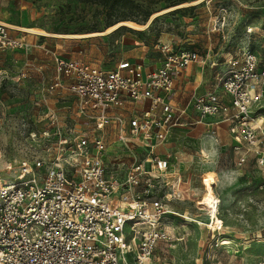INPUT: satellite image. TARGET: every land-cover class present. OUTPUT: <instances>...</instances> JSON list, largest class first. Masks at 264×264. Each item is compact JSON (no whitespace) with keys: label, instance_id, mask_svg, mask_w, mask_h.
<instances>
[{"label":"built area","instance_id":"built-area-1","mask_svg":"<svg viewBox=\"0 0 264 264\" xmlns=\"http://www.w3.org/2000/svg\"><path fill=\"white\" fill-rule=\"evenodd\" d=\"M30 46L0 23V50ZM155 49L162 60L153 68L125 60L105 69L53 53L54 81L38 91L36 105L50 95L58 101L64 90L85 124L64 122L45 106L48 126L28 131L27 139L44 147L14 178L0 179V264H153L158 245L182 239L172 219L181 215L166 192L173 179L165 178L176 173L167 149L176 129L203 126L204 142L218 145L226 121L240 143L235 151L264 146V131L254 125L253 108L264 95L255 52L230 56L228 73L181 106L171 100L176 80L206 59L171 40Z\"/></svg>","mask_w":264,"mask_h":264},{"label":"rangeland","instance_id":"rangeland-1","mask_svg":"<svg viewBox=\"0 0 264 264\" xmlns=\"http://www.w3.org/2000/svg\"><path fill=\"white\" fill-rule=\"evenodd\" d=\"M134 2L152 12L151 22L144 29L123 26L112 33L104 29L107 13L91 3L0 0V23L31 45L0 50V179L14 178L31 154L41 152L44 146L31 143L27 133L48 126L45 106L56 108L64 122L85 124L73 115L64 90L58 101L50 95L46 104L40 103L44 106L36 105L38 91L54 81L52 53L105 69L125 60L153 68L162 60L156 44L170 39L174 47L196 48L202 56L208 47L214 51L220 64L199 68L203 86L214 87L229 71L224 59L242 49L255 52L259 70L264 69V0ZM253 109L258 116L254 125L264 131V95ZM230 139L220 146L182 133L167 148L177 158L176 173L165 178L173 179L166 192L172 195L170 209L182 217L172 218L179 227L175 235L182 239L171 247L158 245L153 264H264V146L235 151L233 145L240 143L232 134ZM208 190L222 199L214 218L197 205Z\"/></svg>","mask_w":264,"mask_h":264},{"label":"crops","instance_id":"crops-1","mask_svg":"<svg viewBox=\"0 0 264 264\" xmlns=\"http://www.w3.org/2000/svg\"><path fill=\"white\" fill-rule=\"evenodd\" d=\"M145 24H142V25H145ZM132 29H134V28H132ZM194 49H196V48H194ZM213 49L215 50V48H213ZM52 55H53V53H52ZM200 55H201V57L206 59V63L207 62H211L213 64V65H211L212 67L218 66V64H220V63H217L218 60L215 58L214 51L213 50L211 51L210 47H208V53H206L203 56H202V54H200ZM227 55L230 56L229 53H227ZM227 60L228 59H224V63L225 64H226ZM206 63L204 65H201V64H198V63H193V64H190L186 68V70L184 71L182 76L179 77L178 80H176V86L174 88V91L171 94V98H172L171 100L173 102H175L178 105L183 106L188 101V99H189V97H190L192 92H194V91L204 92L207 89L212 87L210 85L203 86V84L201 83L202 82V75L198 74L199 68L203 69V67L206 65ZM54 74H55V69H54ZM182 133H186V135H188V136H195V137H197L199 139V141L201 143H204V144L206 143V142H204L205 139L203 138L204 133H205V128L203 126H196L194 128L182 127L180 129H176V131H175V139L177 140L179 135H181ZM218 133H219L218 134L219 145L223 146V145L229 144V142L231 140L230 139L231 138V133L229 132V123L228 122L223 121V122H221L219 124Z\"/></svg>","mask_w":264,"mask_h":264},{"label":"trees","instance_id":"trees-1","mask_svg":"<svg viewBox=\"0 0 264 264\" xmlns=\"http://www.w3.org/2000/svg\"><path fill=\"white\" fill-rule=\"evenodd\" d=\"M83 2L91 3L101 8L107 13V21L104 24V29L120 22V21H131L136 24H145L150 15L151 11H146L142 7L135 3L134 0H80ZM123 27V26H120ZM120 27L112 31L117 32ZM94 31V30H93Z\"/></svg>","mask_w":264,"mask_h":264},{"label":"bare ground","instance_id":"bare-ground-1","mask_svg":"<svg viewBox=\"0 0 264 264\" xmlns=\"http://www.w3.org/2000/svg\"><path fill=\"white\" fill-rule=\"evenodd\" d=\"M197 1H200V0H197ZM149 20L147 21V23L149 22ZM146 24L145 25H137V24L130 22V21H121V22H118V23L110 26L109 28H107L105 30V32H109V31L115 29L116 27H118L120 25L129 26V27L135 28V29H141V28H144L146 26ZM26 31H31V30L27 29ZM202 154L205 156L207 155L206 152H204V151ZM221 203H222L221 197L218 196L217 194H215L212 190H208V191L202 193V195L200 196V198L198 200L197 205L199 207H201L202 210L210 216V218H214L215 214L217 213V211L220 208L219 206L221 205Z\"/></svg>","mask_w":264,"mask_h":264},{"label":"water","instance_id":"water-1","mask_svg":"<svg viewBox=\"0 0 264 264\" xmlns=\"http://www.w3.org/2000/svg\"><path fill=\"white\" fill-rule=\"evenodd\" d=\"M151 20H152V19H151ZM151 20H150L148 23L146 22V23H147L146 27H147L148 24L151 22ZM120 26H124V25H120ZM120 26H119V27H120ZM117 28H118V27H117ZM115 29H116V28H115ZM115 29H113V30H115ZM136 30H138V29H136Z\"/></svg>","mask_w":264,"mask_h":264}]
</instances>
